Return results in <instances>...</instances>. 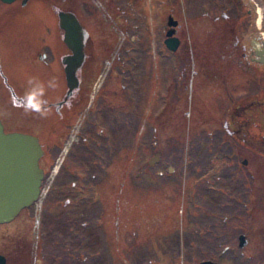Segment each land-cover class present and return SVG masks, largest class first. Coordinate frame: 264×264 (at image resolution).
<instances>
[{
	"label": "rangeland",
	"instance_id": "rangeland-1",
	"mask_svg": "<svg viewBox=\"0 0 264 264\" xmlns=\"http://www.w3.org/2000/svg\"><path fill=\"white\" fill-rule=\"evenodd\" d=\"M48 1H56L62 7L68 6L85 18L93 42L94 54L99 57L98 74L94 85L95 88H100V95H105L111 101L119 103L122 94L121 84H125V87L129 89L128 117L125 127L119 131L117 137L113 138L112 143L109 142L111 153L107 154L105 150H101L99 159L95 157L98 161L96 167L100 164V168L105 166V169H97L96 177L92 178V185L85 188L80 185L79 191L82 196L81 220L84 215L92 216L98 206L104 210L107 208L103 214L105 224L100 230L109 231V238L105 240L93 235L80 237L79 249L71 254L69 259L64 258L61 261L48 258V262L50 264H139L142 262L144 253L140 250V244L148 246L153 241L152 230L153 224L157 221V206L161 211L158 222V224L161 223V233L177 230L179 235H184L187 188L184 170L190 166L189 159L194 153L200 154V150L195 151L197 146L200 147L199 141H194L195 137L202 134L204 126L205 129H210L222 118V111L212 104L218 94L216 87L209 82L213 75L209 73V78L204 79L201 74L203 64L198 61L195 65L196 77L191 81L189 63L185 59L187 39L185 0ZM78 2L82 7L78 5ZM21 13L24 17L16 20V26H26L33 52L40 48V53L46 58L42 59L38 55L24 62L16 57L20 51L19 37L15 44L16 59L14 57L12 70L8 67L10 63L8 58L11 54L8 52L3 55L2 64L5 63V68L10 71L8 82L14 87V97L21 102L13 101L0 79V118L6 131L44 135V123L46 127L49 125L48 133L52 131L56 123L52 122L53 118L50 115H42L41 104L46 99L56 97L65 88L62 62L54 49L59 39L58 21L53 9L36 1H30ZM169 14H172L179 23L176 35L181 43L174 52L169 51L163 43L169 28L167 25ZM197 26L196 32L199 30ZM202 59L200 58V61ZM208 64L218 66L219 63L209 61ZM101 73L102 78H99ZM242 81L245 80L242 79ZM205 82L208 85H205ZM247 83L244 85L238 83L236 87L239 89H234L233 94L236 97L245 96L242 94L243 88L251 86V82ZM229 86H232V81ZM262 125L264 124L252 127V134L263 135L264 126ZM101 128H103L102 125H96L94 129L96 135L100 133ZM75 129L71 130L72 133L66 143L67 147H70L71 143L74 146L79 143L78 137L75 136L77 131ZM152 135H155L157 140L154 148H152ZM94 139L100 140L98 137ZM73 148H70L68 155H65V150L55 154L54 150L49 149L50 154L46 155L44 160V164L47 165L48 179L42 186L41 201L46 198L47 190L52 186L56 175L55 167L61 164L64 155L68 169L74 170L82 166L81 171L84 172L91 165L95 166V163H92L94 158L86 151L88 155L86 164L82 165L77 158L76 161L72 152ZM153 149L161 155L160 165H175L168 164L166 161L176 157V165L181 168L177 186L163 180L159 196L158 193L153 196L151 191H145L144 188L141 193L137 184L138 177H136L143 166H148L147 161L153 155ZM75 152L79 151L74 149ZM53 156L56 160L54 166L48 167ZM252 168H256L259 173V179L254 182L258 197V205L253 208L256 212L255 217L251 220V217L243 215L235 221V224L230 221L225 230L229 236L237 228L239 232L245 233L248 239L245 245L248 250L242 255L244 260L248 261L252 258V264H264V158L253 152ZM70 177V180H80V177L74 174ZM122 184L125 185L123 189L126 196L121 195ZM143 193L145 211L144 218L140 220L138 205L142 202ZM154 198H156L155 202L152 201ZM62 199L63 197L60 198ZM121 199L127 200V212L123 218L128 226L127 238L121 235V228L116 226L117 220L118 227L122 222V214L116 215L117 205L121 206ZM116 200L119 201L116 203ZM40 207L39 201L34 206L37 211L35 213L33 210L31 218L26 219V210H24L16 222L0 225V253L8 257L6 264H32V253L36 251V247L31 244L40 225ZM122 207L124 208L123 203ZM111 210L114 211L113 215L108 214ZM88 211L91 213L89 214ZM153 217L155 222H152ZM20 220L21 222L17 224ZM141 223H145V226ZM116 229L117 233H115ZM142 231L144 234L140 233ZM179 244L181 245V239ZM22 245L24 250L20 251ZM145 252L152 256V252ZM183 256L184 254L180 251L174 259V255L164 256L162 251L154 262L182 264ZM47 257L53 258V254L50 252ZM220 262L221 264H237L230 260L229 256L224 257Z\"/></svg>",
	"mask_w": 264,
	"mask_h": 264
},
{
	"label": "flooded vegetation",
	"instance_id": "flooded-vegetation-1",
	"mask_svg": "<svg viewBox=\"0 0 264 264\" xmlns=\"http://www.w3.org/2000/svg\"><path fill=\"white\" fill-rule=\"evenodd\" d=\"M33 1L48 6L59 5L56 1ZM24 6L27 5H22V0H15L12 3H3L0 0L1 80L10 74V71L5 68V63L2 64V57L8 52L11 54L8 58V62H10L8 67L12 70L17 37L21 43L20 51L16 57L21 58L24 62L34 56L38 57V55L42 59L46 58L40 53V48L33 52L26 26H16V20H21L24 17L21 13ZM81 9L84 11L83 8ZM65 10H70V7L66 6ZM185 13L187 29L185 59L189 63L191 81L196 77L195 65L199 61L203 64L201 67L202 77L207 79L209 73L213 75L209 82L216 87L218 94L212 104L222 111V118L210 129H205L204 126L202 134L195 137L194 141L200 143V147L197 146L195 151L200 150V154L197 155L195 152L189 159L190 166L183 169L187 183L184 235H179L177 230L161 233V223L158 224L161 211L157 206V221L156 224H153L152 230L153 241L148 246L140 244L141 249H139L144 253L141 258L142 262L139 264H158L154 261L162 251L164 256L174 255V259L181 251L184 254L182 264H193V262L201 264L205 260L221 264V259L226 256H229L230 260L237 264H252V258L247 261L242 256L248 249L246 245L240 246V235H244L247 244L246 234L239 232L240 230L237 228L229 236L225 229L228 228L227 225L230 221L235 224V221L243 215L251 217L252 220L256 213L253 208L258 205L254 182L259 179V173L256 168H252V152L264 158V133L261 136L252 134V127L264 123L262 121L260 124L256 119L257 109L264 110V0H185ZM75 14L82 26L87 29L85 18L77 12ZM114 17L117 19L115 13ZM170 17L177 21L170 28L174 30L173 36L179 38L176 35L177 26L179 27L178 20L172 14H169L168 18ZM196 26L199 29L197 32ZM57 33L59 39L54 49L61 60V57L69 51L67 52L68 49L62 40L61 32L58 30ZM87 41L90 53L88 56H91L93 65L90 66L86 62L78 72L79 78L83 82L82 86L76 88L68 98L64 97L67 90L64 88L56 97L51 98L52 101L46 99L45 102H42V115H50L53 118L52 122L55 121L56 125L48 133L49 125L46 127V123H44V135L30 133L39 138L44 148V154L40 159V166L44 171L41 187L48 179L47 165L44 164V160L46 155L50 154L49 149L54 150L55 154H60L62 150H65V155H68L71 151L70 148L74 147L72 152L75 160L76 158L80 159L81 164L85 165L86 158L91 155L94 158L92 163H95V166L91 165L84 171L85 173L81 171L82 166L74 170L68 169L64 155L61 164L55 167L56 175L52 186L47 190L46 198L41 201L40 197L36 203L22 210H26V219L31 218L33 210L35 213L37 211L34 206L39 201L41 203L40 225L31 244L36 247V251L32 253V264H50L48 258L61 261L64 258L69 259L71 254L78 251L80 237L93 235L105 240L109 238V231L100 230L105 224V215L103 214L107 208L104 210L98 206L92 216L84 215L81 220L80 200L82 196L79 191L81 190L80 185L82 188L92 185V178L96 177L97 169H105V166L100 168V164L96 167V162H98L96 158L99 159L101 150H105L107 154L111 153L109 142L112 143L113 138L117 137L119 131L125 127L128 117L129 89L125 87V84H121L122 94L119 103L111 101L105 95H100V88H95L93 80L98 74L97 60L99 57L91 53L90 43L92 41L90 39ZM180 43L179 38L178 47ZM12 52L14 53L12 54ZM200 58L203 59L200 61ZM209 61L219 64L211 66L208 64ZM62 70L64 76L63 66ZM98 77L102 78V73ZM231 81L232 86L230 87ZM247 82H251V86L243 88L242 94L245 96H241L238 91L240 96L236 97L233 90L239 89L236 87L238 83L244 85L248 84ZM4 89L8 90L5 86ZM59 101L63 102L59 103ZM97 124L103 127L97 134L98 136L94 131ZM42 129L44 130V127ZM73 129L77 130L75 136L78 137L79 143L75 146L71 143V146L67 147L66 143ZM96 137L100 140L94 139ZM151 140L152 148H154L157 142L155 135L151 136ZM50 145L51 148H49ZM74 149L79 152L74 153ZM85 151L89 154L86 155ZM155 154L160 153L154 150L153 155L147 161L148 166H143L137 172L136 177H138L137 184L141 193L144 188L145 191H151L153 196L156 193L159 196L163 180L177 186L181 168L176 165V157L166 161L168 164L174 163L175 165H160L161 155L158 161L150 164L149 160ZM52 158L48 167L54 166L55 156ZM71 174L79 176L80 180H70ZM56 181L62 182L57 183ZM121 186V195L124 196L123 187L125 185ZM62 197L63 199L60 200ZM118 201L116 200V203ZM152 201L155 202L156 198ZM120 202L121 206L117 205L116 210L119 212L116 211V215L121 213L123 217L121 216L122 222L119 227L118 220L116 221V226L121 228V235L127 238L128 226H126L127 222L123 221L127 212V200L121 199ZM143 202H145L144 193L142 202L138 205L140 220L144 218ZM158 204L160 205L159 197ZM22 211L12 221L0 225L16 222ZM88 212L91 213V211ZM112 212L114 211L111 210L108 214H112ZM20 222L21 220L17 224ZM152 222H155V217L152 218ZM145 223H141L142 226H145ZM117 231L116 229L115 233ZM140 233L144 234L143 231ZM180 239L181 245L179 244ZM19 250H24V246L22 245ZM145 251L152 252V256ZM50 252L53 254V258L47 257ZM0 254L5 256L7 262L8 257L3 253ZM166 258L170 259V257Z\"/></svg>",
	"mask_w": 264,
	"mask_h": 264
},
{
	"label": "water",
	"instance_id": "water-1",
	"mask_svg": "<svg viewBox=\"0 0 264 264\" xmlns=\"http://www.w3.org/2000/svg\"><path fill=\"white\" fill-rule=\"evenodd\" d=\"M3 3H12L15 0H1ZM33 0H22V5H28ZM26 7V6H24ZM57 16L58 29L67 52L61 57L64 69V83L67 88L65 98L70 97L76 88L82 86V79L78 72L86 62L93 65L88 50L90 33L82 26L74 10H65V7L49 5ZM177 23L173 17L168 18L169 26L166 31L164 43L170 50H176L179 38L173 36L174 30L170 28ZM91 53L94 54L93 44L90 43ZM92 70V69H90ZM3 77V76H2ZM8 76L2 78L3 85L8 89L14 102H21L14 97V87L8 82ZM89 77V76H88ZM94 77V83H95ZM99 79V78H98ZM52 101V99L50 98ZM63 101H59L62 103ZM44 148L39 138L30 132L6 131L0 118V224L12 221L23 209L37 202L42 194V179L44 171L40 166V159ZM160 154H155L149 163L159 160ZM246 240L240 235V246ZM0 264H6V258L0 254ZM201 264H219L212 260H205Z\"/></svg>",
	"mask_w": 264,
	"mask_h": 264
},
{
	"label": "trees",
	"instance_id": "trees-1",
	"mask_svg": "<svg viewBox=\"0 0 264 264\" xmlns=\"http://www.w3.org/2000/svg\"><path fill=\"white\" fill-rule=\"evenodd\" d=\"M256 119L258 120V121H264V110H262V109H257V111H256ZM264 124V123H263ZM260 126V125H259ZM262 126H264V125H262Z\"/></svg>",
	"mask_w": 264,
	"mask_h": 264
},
{
	"label": "built area",
	"instance_id": "built-area-1",
	"mask_svg": "<svg viewBox=\"0 0 264 264\" xmlns=\"http://www.w3.org/2000/svg\"><path fill=\"white\" fill-rule=\"evenodd\" d=\"M42 192H43V190H42Z\"/></svg>",
	"mask_w": 264,
	"mask_h": 264
}]
</instances>
